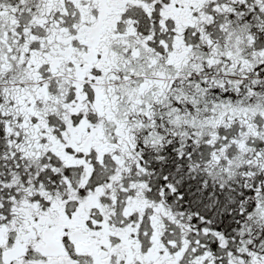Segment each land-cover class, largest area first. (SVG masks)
Here are the masks:
<instances>
[{"label": "snow or ice", "instance_id": "snow-or-ice-1", "mask_svg": "<svg viewBox=\"0 0 264 264\" xmlns=\"http://www.w3.org/2000/svg\"><path fill=\"white\" fill-rule=\"evenodd\" d=\"M0 264H264V0H0Z\"/></svg>", "mask_w": 264, "mask_h": 264}]
</instances>
